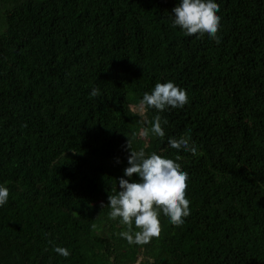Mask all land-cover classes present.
I'll return each mask as SVG.
<instances>
[{"label": "trees", "instance_id": "trees-1", "mask_svg": "<svg viewBox=\"0 0 264 264\" xmlns=\"http://www.w3.org/2000/svg\"><path fill=\"white\" fill-rule=\"evenodd\" d=\"M177 3L0 0V264H264V0H216L215 39L172 27ZM168 80L188 102L142 108ZM127 140L188 173L189 215L142 244L107 207Z\"/></svg>", "mask_w": 264, "mask_h": 264}, {"label": "clouds", "instance_id": "clouds-1", "mask_svg": "<svg viewBox=\"0 0 264 264\" xmlns=\"http://www.w3.org/2000/svg\"><path fill=\"white\" fill-rule=\"evenodd\" d=\"M218 12L219 5L216 0H178L171 10V24L187 36L206 34L215 39L221 19ZM98 95L100 90L92 88L90 96ZM187 102L186 91L168 80L157 82L150 92L143 94L139 104L142 108H154L159 113L169 108H182ZM167 123L166 119L162 120L156 115L150 128H142L140 136L148 137L151 134L164 137L163 126ZM167 143L177 151L183 150L193 155L197 152L195 144L185 137H169ZM126 149L129 151L128 166L123 170V177L118 179L119 190L114 195H108L107 207L110 209L109 216L120 218V223L128 228L120 235L130 244H142L159 235L160 211L174 225L182 224L183 218L189 215L190 201L185 196L188 173L176 162L179 157L172 159L156 152L146 154L143 149L133 150L128 140ZM116 162L119 163V160ZM133 174L139 179H132ZM8 198L9 189L0 184V206L7 203ZM133 224L138 230H133ZM53 251L63 257L70 255L64 247H54Z\"/></svg>", "mask_w": 264, "mask_h": 264}]
</instances>
